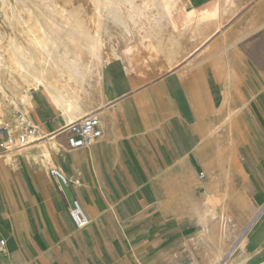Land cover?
Instances as JSON below:
<instances>
[{
  "label": "crops",
  "instance_id": "obj_1",
  "mask_svg": "<svg viewBox=\"0 0 264 264\" xmlns=\"http://www.w3.org/2000/svg\"><path fill=\"white\" fill-rule=\"evenodd\" d=\"M189 16L206 33L171 69L163 55L147 59L149 40L117 45L88 110L103 132L92 145H66L68 121L44 89L2 116L23 113L37 139L14 152L0 144V264H264V0H178L175 20ZM226 116L227 182L202 151ZM226 183L246 208L232 201L227 234L212 238L194 208ZM76 199L90 217L81 229Z\"/></svg>",
  "mask_w": 264,
  "mask_h": 264
},
{
  "label": "bare ground",
  "instance_id": "obj_2",
  "mask_svg": "<svg viewBox=\"0 0 264 264\" xmlns=\"http://www.w3.org/2000/svg\"><path fill=\"white\" fill-rule=\"evenodd\" d=\"M85 1L0 0V108L9 103L18 107L31 89H44L67 121L82 118L91 114L88 107L95 104L90 88L94 87L96 93L102 91L101 86L98 89L92 84L95 77L99 76V82L105 62L120 56L117 45L111 43L117 36L120 46L129 48L137 46V29L145 30L140 38L149 40L147 59L163 55L171 69L187 51L197 47L206 33L204 27L198 34L194 31L195 16H189L180 26L174 17L178 0L143 1L146 10L140 0ZM139 12L146 24L141 22ZM169 28L177 33L164 38L163 32ZM181 28L189 33L181 34ZM10 91L21 95L12 96ZM231 124V117L226 116L218 126L210 127L204 139L213 144L202 149L205 157L218 164L219 175L226 182L231 169L221 164L232 157ZM226 144L231 146L230 151L223 150ZM57 146L53 139L43 151L49 155ZM238 199L226 183L222 194L209 191L202 205L194 208L209 237L219 232L227 234L229 206ZM222 256L220 250L216 260Z\"/></svg>",
  "mask_w": 264,
  "mask_h": 264
},
{
  "label": "built area",
  "instance_id": "obj_3",
  "mask_svg": "<svg viewBox=\"0 0 264 264\" xmlns=\"http://www.w3.org/2000/svg\"><path fill=\"white\" fill-rule=\"evenodd\" d=\"M35 128L27 121L23 113L18 112L17 120L14 123L0 121V144L8 151L28 146L37 139ZM62 131L66 134V145L70 149L90 146L103 134L101 119L93 113L68 121ZM51 173L64 183L67 182L65 174L58 168H51ZM70 215L79 229L85 228L90 223V217L78 199L74 200ZM4 247L5 240L0 239V249Z\"/></svg>",
  "mask_w": 264,
  "mask_h": 264
},
{
  "label": "rangeland",
  "instance_id": "obj_4",
  "mask_svg": "<svg viewBox=\"0 0 264 264\" xmlns=\"http://www.w3.org/2000/svg\"><path fill=\"white\" fill-rule=\"evenodd\" d=\"M77 1H85V0H77ZM140 1H142V6H141V8L142 9H144V10H146L147 9V7H146V5L144 4V2L143 1H147V0H140ZM86 2V1H85ZM150 4V3H149ZM139 15H140V17L139 18H141V22H144V24H146V18L145 17H142V13H140L139 12ZM0 17H1V14H0ZM193 25H195L194 23H193ZM5 29H7L6 27H5ZM141 38L139 37L138 39H137V46H130L129 48H128V50H131V47L132 48H134V47H138L139 45H140V43H141ZM112 44H115V45H119L120 46V40H119V38H118V36L116 37V39H114V41H112L111 42ZM106 55V54H105ZM97 72V71H96ZM98 78H99V76L97 75L96 77H95V80L92 82V84L93 85H95V87H97L98 89H99V86H101V79H99V82H98ZM101 88H102V86H101ZM90 91H91V93H92V95L91 96H93V94H95L96 93V90H95V88L94 87H92V88H90ZM15 93H18L17 91H10V95H12V96H15ZM21 94L20 93H18V97L20 96ZM88 108H90L89 109V111H91V110H93V109H95L93 106H89ZM14 109H20V106H15L14 104H12V103H9L8 104V106H6V107H2V108H0V119L2 118V116L4 115V116H6V114L8 113V112H13V110ZM93 114H95V113H93ZM12 152H14V150L12 151ZM10 153V152H9ZM236 202H237V204H238V207H240L241 209H243V210H245V208H246V206H244V204L242 203V204H240L237 200H235Z\"/></svg>",
  "mask_w": 264,
  "mask_h": 264
}]
</instances>
